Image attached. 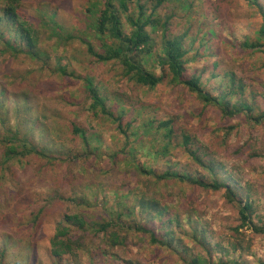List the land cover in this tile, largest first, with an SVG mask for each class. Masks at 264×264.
Wrapping results in <instances>:
<instances>
[{"label": "rangeland", "instance_id": "rangeland-1", "mask_svg": "<svg viewBox=\"0 0 264 264\" xmlns=\"http://www.w3.org/2000/svg\"><path fill=\"white\" fill-rule=\"evenodd\" d=\"M4 1L0 0V96L4 92V98L9 101L2 103L5 109H2L0 116L14 123L15 113L11 104L15 96L27 95L30 106L46 113L50 119L54 106L60 109V127L64 133L55 132L52 122L47 121L44 134L38 138L40 142H81L80 134L73 130L74 124L81 127L86 135L94 134L95 137L91 141L93 153H88L85 157L86 171L81 172L80 177L74 181L71 178L78 173L80 166L77 161L70 164L73 166L70 174L67 170L68 164L51 166L45 164V160L37 159L35 165L39 170H34L32 176L28 175L25 166L20 162H4L0 150V252H5L0 264H34L30 259V256H34L32 248L43 256L47 251L46 244L53 237L61 216L65 212L73 213L87 206L82 205V198L93 205L98 203V206L87 210L96 217H101L113 204L116 192H125L128 189L140 192L145 188L147 177L138 176L125 162L110 168L112 154L125 149L124 154L129 155L131 145L138 148L139 160L160 171L171 166L174 170L186 171L208 180V173L200 168L189 152L175 142L165 156L155 154L157 148L152 142L156 139L153 138L154 134L145 129L146 121L151 119L174 118L178 134L187 130L194 135L192 147L197 149L207 164L215 167L221 179H226L235 186L250 183L258 193L261 204L257 220L264 221L263 123L249 120L245 113L225 118L219 108L203 105L181 86L161 84L154 89L139 86L123 77L118 63L95 61L87 53L86 44L80 39L86 36L90 0H21L22 8L29 15L36 17L42 14L45 18L37 23L39 32L36 37L37 47L34 48H29L16 26L5 20L1 21V16L5 13ZM144 2L146 0H142ZM180 2L181 0H171L162 8L163 13H174L173 28L179 33L189 28V37L206 33L205 43L218 44V50L213 51V60H218L220 66L214 69L207 58L191 60L188 63L190 73L201 75L205 87L215 93L219 91L215 87L226 88L227 85L230 90L229 81L227 78L223 79V73H235V78L243 81L245 90L230 97L231 104L240 106L239 101H245L259 115L264 109V52L255 48L245 49L242 45L246 40L256 39L259 24L256 7L251 0H182L188 8H182ZM147 5L150 6V3ZM132 9L136 10L135 3ZM22 12L20 13L24 15ZM49 18L59 20L65 26V35L69 31L77 37L61 43L46 26ZM30 50L36 52V55ZM60 53H64L68 59L57 61L56 56ZM46 54L50 57L51 66H55L56 62L62 65L71 62L69 71L90 74L96 84L104 87L108 107L116 115L123 113L125 128L131 124L128 132L133 136L129 141L119 131L117 122L92 114L89 110L90 103L85 101L84 84L80 80L53 76L61 87L60 94L65 93L66 97L63 95L65 107L61 103L51 105L38 84L44 76L47 79L50 75L49 66L43 63ZM214 73H218V76L214 77ZM25 89H30L32 93ZM224 127H233L226 143L223 142L227 136ZM135 128L140 130L137 140L134 135ZM179 138L182 140L181 136ZM43 163L45 165H41ZM13 169L16 170L17 178H13ZM66 179L69 181L64 183ZM78 183L86 186L80 189ZM154 188L159 189L155 185ZM158 192H165L163 196H167L166 201L182 215V225L177 230L182 231L183 226V230L190 231L191 221L194 226L204 228L208 240L215 248L214 258L219 260L221 251L216 246L220 242L226 246L234 237L233 228L240 222L237 210L220 192L199 187L171 184L170 189L163 186ZM241 231L251 232L243 228ZM85 239L89 242L88 237ZM241 252L237 251L234 256L240 257ZM94 254L95 251L86 249L83 260H93ZM108 259L100 260L96 256L95 262L109 264ZM240 259L244 264L264 263V234L253 238L250 251H243ZM113 260L115 264H131L128 261H140L143 264H187L174 252L160 245L148 246L145 239H134V243L119 249L118 256Z\"/></svg>", "mask_w": 264, "mask_h": 264}, {"label": "trees", "instance_id": "trees-1", "mask_svg": "<svg viewBox=\"0 0 264 264\" xmlns=\"http://www.w3.org/2000/svg\"><path fill=\"white\" fill-rule=\"evenodd\" d=\"M169 1L171 0H146L142 3V0H90L86 36L80 38L87 46V53L100 63H118L123 77L136 85L150 89L161 84L181 86L203 105L219 108L225 118H233L245 113L249 120L264 124V109L256 115L252 106L245 101H239L240 106L231 104L230 97L245 90L243 81L237 80L235 73L230 71L223 73V79H228L231 89L228 90L227 85L226 88L215 87L219 89L217 93L205 87L201 75L196 72L190 73L188 63L191 60L200 61L202 58H207L212 62L214 69L220 66L218 60H213V51L218 50V44L214 46L205 43L206 33L189 37V28L182 33L176 31L173 28L174 13L162 12V8ZM251 2L259 12L257 36L254 41L246 40L242 45L245 49L255 48L264 52V0H251ZM134 3L136 10L132 9ZM147 3H150V6ZM180 4L182 8H188L182 0ZM191 5L192 3L189 7ZM3 9L5 13L1 16V21L5 20L8 24L16 26L21 32L22 39L27 41L29 48L37 47L36 37L39 32L37 23L45 19L43 15L36 17L29 15L22 8L21 0H5ZM46 26L52 30L57 39L62 41L61 43L63 40L67 42L77 37L69 31L65 35V26L54 18L47 19ZM7 43L10 42L7 41ZM30 51L36 55V52ZM60 54L56 56L57 61L68 59L64 53ZM49 59V55L46 54L43 63L49 66L50 75L47 79L44 76L43 82L39 81L38 84L41 85L39 87L43 89L51 105L61 103L62 107H65L63 99L66 97L65 93L60 94L61 87L53 76L80 80L84 84L85 101L90 103L89 110L92 114L117 122L119 131L125 134V138L129 141L133 136L128 132L131 124L125 128L122 120L123 113L116 115L108 107L104 87L96 84L94 77L90 74H75L74 70L69 71L68 67L72 65L71 62L65 65L56 62L55 66H51ZM216 76L218 73H214V77ZM25 90L32 93L30 89ZM8 101V98H4L3 92L0 96V114L2 109H5L2 103ZM11 106L15 113L14 123L0 116V150L4 162L9 163L16 160L25 166L28 175L33 176V171L38 172L39 170V167L35 165L39 159L45 160V164L51 166L59 163L68 164L67 170L70 174L73 168L70 164L77 161L80 166L78 173L71 178L73 181L80 177L81 172L86 171L85 157L88 153H93L91 141L95 137L94 134L88 136L81 127L74 124L73 130L79 133L81 138V142L78 141V143L84 147L78 143H42L38 138L44 134L47 121L52 122L55 132L64 133L60 127V109L54 106L51 112L52 119H50L46 113L39 112L30 106L27 95L15 96ZM224 128L227 136L223 142L226 143L233 127ZM145 129L154 134L153 138L156 140L152 144L155 143L154 146L157 148L155 154L165 156L175 142L190 153L200 168L208 173L209 179L188 174L186 171L174 170L171 166L160 171L137 158L138 148L135 145L129 148V155L124 154L125 149L115 155L113 153L110 168L125 162L135 170L138 176L147 177L148 182L144 185L145 188H142L140 192L131 189L116 192L113 204L105 210L101 217H96L87 210V208H94L95 205L98 206V203L93 205L89 200L82 198V205L87 206L73 213L65 212L57 223L53 237L51 236L46 244L47 251L41 256L32 248L34 256H30L31 262L34 264H96L95 257L97 256L100 260L110 258L108 259L109 264H115L113 259L118 256L119 249H124L134 243V239L138 241L145 239L148 246L160 245L174 252L180 260L187 264H244V261L240 259L243 251H250L253 238L264 234V221L257 220L261 206L258 193L253 190L250 183L235 186L230 181L221 179L215 167L207 164L198 154L197 149L192 147L194 135L187 130L178 134L174 118L151 119L146 121ZM139 131L138 128L134 129L136 140L139 139ZM179 136L182 140H179ZM152 154L154 155V152ZM96 162H98L97 159ZM11 167L13 168V165ZM81 168H83L82 171ZM16 175V170L13 169V178H17ZM68 181L69 179H66L64 183ZM73 181L72 186H74ZM80 184L78 183V187L84 189L86 185ZM171 184L220 192L226 201L237 210L240 222L233 228L234 237L228 241L226 246L222 242L216 246L217 250L221 251L219 260L214 258L215 248L208 240L204 228L194 226L191 221L190 231L183 230V226L182 231L177 230V227L182 225V215L176 207L166 201L167 196H163L165 192H158L163 186L170 189ZM154 185L159 189L156 190ZM242 228L251 230V232H242ZM86 237L89 242H86ZM86 249L95 251L93 260H83V252ZM237 251H242L240 257L234 256ZM0 256V261H3L5 252H0ZM21 263L18 262V264ZM128 263L143 264L140 261L136 263L128 261Z\"/></svg>", "mask_w": 264, "mask_h": 264}]
</instances>
